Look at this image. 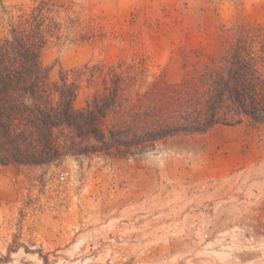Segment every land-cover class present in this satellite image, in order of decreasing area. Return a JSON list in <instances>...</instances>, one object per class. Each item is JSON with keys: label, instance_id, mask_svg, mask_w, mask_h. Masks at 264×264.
<instances>
[{"label": "rangeland", "instance_id": "1", "mask_svg": "<svg viewBox=\"0 0 264 264\" xmlns=\"http://www.w3.org/2000/svg\"><path fill=\"white\" fill-rule=\"evenodd\" d=\"M29 1L0 0V38ZM63 1L119 37L50 41L41 61L55 75L142 56L175 84L217 56L222 27L264 21V0ZM76 142L52 164L0 166V264H45L38 252L48 264H264V124L120 152Z\"/></svg>", "mask_w": 264, "mask_h": 264}, {"label": "trees", "instance_id": "2", "mask_svg": "<svg viewBox=\"0 0 264 264\" xmlns=\"http://www.w3.org/2000/svg\"><path fill=\"white\" fill-rule=\"evenodd\" d=\"M220 32L217 56L175 84L142 56L59 68L55 75L41 61L50 41L88 43L118 34L105 18L84 16L63 0L13 7L0 38V166L52 164L76 141L120 152L244 119L264 124V21ZM83 88L89 94L78 108Z\"/></svg>", "mask_w": 264, "mask_h": 264}]
</instances>
